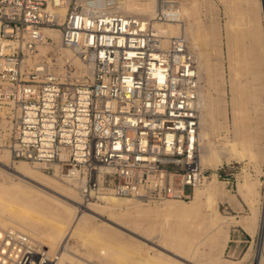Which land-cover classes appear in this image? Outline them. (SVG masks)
I'll use <instances>...</instances> for the list:
<instances>
[{
    "label": "built area",
    "instance_id": "2783aa9c",
    "mask_svg": "<svg viewBox=\"0 0 264 264\" xmlns=\"http://www.w3.org/2000/svg\"><path fill=\"white\" fill-rule=\"evenodd\" d=\"M120 1L0 0V152L74 184L83 204L188 198L207 178L198 161L204 80L184 33L165 44L155 28L180 21V0H156L153 17L121 12ZM63 49L90 72L60 61ZM58 257L0 228V264Z\"/></svg>",
    "mask_w": 264,
    "mask_h": 264
},
{
    "label": "bare ground",
    "instance_id": "6f19581e",
    "mask_svg": "<svg viewBox=\"0 0 264 264\" xmlns=\"http://www.w3.org/2000/svg\"><path fill=\"white\" fill-rule=\"evenodd\" d=\"M219 1L225 5L229 15V20L226 23L227 55L230 68L235 73V79L232 80V95L227 103L230 105L234 137L225 135L222 140L212 141L211 135L218 107L212 100L207 102V93L203 92L202 88L199 94L198 154L201 167L213 163L221 164L233 158L249 157L259 161V156L264 151V149L262 151V144L259 141L263 131L261 118L264 119V69L261 66V56H264V0ZM257 5L262 11V20L259 21H256L252 16ZM118 9L128 14L153 17L158 10V3L156 0H121ZM194 9L195 4L186 7L180 2V21H156L155 28L166 36L165 44L169 41L168 37L184 33L189 47L197 56L198 69L203 78V69L205 70L206 63L201 52L198 51L201 38L197 29L198 22H191ZM65 10L61 9L62 13ZM46 32L55 35L56 40L59 41L58 30L47 29ZM46 50V47L41 48L42 53H45ZM63 54L64 57H61L60 61H63L64 58L72 60L77 66L79 75L90 72L89 68L72 51L63 49ZM244 75L247 76L246 80L241 78ZM262 86L263 91L260 92ZM225 112L227 117V110ZM225 121L227 122L228 119ZM11 175L15 177L13 178ZM213 177V182H215V174ZM213 182L206 187L205 210L212 213L211 223L215 230L210 235V239L215 246L221 238L226 241L229 239L230 226L223 223L224 219L221 220L223 215L217 210V192ZM69 184L75 188L63 184L51 174L40 171L38 167L26 160L14 161L10 152L3 150L0 154V228L19 229L50 251L57 250L59 257L56 264H85L72 256L73 246L68 245L69 243L65 244L63 241L66 235L65 231L74 222L72 236L82 237L83 245L86 248L97 250L108 258V264H181L179 258L193 263L192 258L202 249L204 238L197 239L192 232H186L182 237H179V232L174 228L175 225L180 224L179 221L188 217L195 208L200 206L204 192L199 191L197 187L193 191L192 205H188L185 200L179 202L176 199H166L161 201L157 207L146 205L143 207V203H133L132 198L116 195L101 196L100 199H104V203L93 201L81 204L77 200V194L80 195L78 189L74 184ZM257 185L258 181L248 182L246 180L240 191L246 193L245 188L251 190ZM123 204L130 206L133 210L118 211ZM60 215L64 216V220L58 222L56 219ZM160 215L162 217L158 218ZM98 217L102 218V222L93 223V220ZM172 218L175 219L174 223L170 222ZM254 219L255 217L246 219L247 221L243 219L244 227L250 228ZM129 233L137 234L144 240L132 237L135 240L132 245L130 240L125 241L126 238H123L125 234ZM151 237L154 238L151 240ZM147 241L160 246L162 251L155 255H151V252H136V249L138 251L139 248L136 246L148 244ZM134 245L135 250L133 249ZM140 246L142 247V245ZM165 251L172 252L175 257H171ZM259 257L258 262H261L263 256ZM208 258L212 259V256L209 255Z\"/></svg>",
    "mask_w": 264,
    "mask_h": 264
},
{
    "label": "rangeland",
    "instance_id": "374dc122",
    "mask_svg": "<svg viewBox=\"0 0 264 264\" xmlns=\"http://www.w3.org/2000/svg\"><path fill=\"white\" fill-rule=\"evenodd\" d=\"M180 2H182L183 5L186 7L195 4V9L193 10L194 14L192 16L191 22L194 21L198 22V28H197L198 34L201 35V38L199 39L200 48L198 49V51L201 52V55L202 57H204L203 59H205L204 61L206 63L205 70L203 69L204 71L203 92L207 93L206 95L208 101L207 100L206 101L209 103V101L212 100L218 107V111L215 114V124L213 125L214 128L212 130V135H211L212 141L215 142L218 140H222L225 135H229V137L233 138L234 127H233L232 116L230 113V105L227 102H229V100L231 99V95H232L231 83L232 80L235 79V75H234L235 73L230 68L229 58L227 55L228 44H227L226 23L229 20V15L227 14L226 7L219 0H182V1L180 0ZM254 11L255 12L252 13L254 19L256 21L262 20L261 19L262 11L259 10L258 5ZM261 58H262L261 66L264 69V56H261ZM241 78L243 80H246L247 76L244 75ZM262 91H263V86L260 89V92ZM225 110H227V117L225 115L226 114ZM225 119H228V121L226 122ZM263 120L264 119L261 118L262 121L261 128L263 129V131L261 133L262 136L260 135L259 138V141L261 142L260 144H262L261 145L262 151L264 149ZM263 153L262 155L259 156L260 162L258 161V159L257 160L250 159L249 157H246L247 159L233 158L228 162L224 161L221 164L213 163L211 165L208 166L206 165L202 167L204 168L203 175L207 176V178L205 180H202L200 184H197L195 187H197L199 191L204 192V194H202L203 200L201 201L200 206L194 209V212L192 214H190L186 218H183L182 221H179L180 224L175 225L174 228L177 232H179V237H182L184 234H186V232H192L195 235V237H197V239L204 238V241L202 242L203 243L201 247L202 249H200L198 253L192 258L193 263H190L188 261L186 262V260L179 258L181 264L184 263L185 264H194V263L222 264L223 262H224L223 264L225 263L226 264H264V226H263L264 225V156H263L264 154ZM0 154H2V151L0 152ZM40 171L44 172L41 169ZM214 174L216 177L215 182H213ZM11 177L14 178L15 176L11 175ZM245 178L248 182L258 181V185L256 188H253L251 190L245 188V192L247 194L242 193L240 191L241 186L246 182ZM57 179L65 185L74 187L73 185L59 178ZM211 182H213L214 188L217 192L216 207L217 210L223 215L221 216L222 217L221 220L224 219L223 223L228 224L230 226L229 239L226 241L224 240V238H221V240L222 239L223 240L222 241L219 240V243L217 242L215 246H213V242L210 239V235H212L213 231L215 230V228L211 223L212 213L207 212L205 210L206 209L205 191L207 189L206 187ZM175 184L176 186L180 185L178 178L176 179ZM195 187L191 189L190 187L186 188L187 193L190 194V197L188 198L166 197L156 202H147L144 200L139 201V199L135 200L134 198H132V202L143 203V207L146 206L157 207V205L163 200L176 199L179 202L185 200L186 202H188V205H192L191 200L193 197L192 195H193V191L195 190ZM77 200L79 201V203L83 204L81 196L79 194H77ZM94 201H98L100 203L105 202L104 199L94 200ZM131 210H133V208L131 209L130 206L125 204L121 205V208L118 209V211L121 212H127ZM161 217L162 216L160 215L158 218ZM251 217H255L253 225L250 228L244 227L243 219L247 221L246 219H250ZM56 220L58 222H61L64 220V216L60 215L57 217ZM101 222H102L101 217H98L93 220V223L95 224ZM170 222L174 223L175 219L172 218ZM74 224H72L73 226L70 225L67 228V230L65 231L66 235L63 240L65 244L69 243L68 245L73 246L74 250L73 252H71L72 256L76 259H79L85 264H93V263L108 264L109 263L108 258L101 255L97 250L90 249L89 247H87L88 248L87 249L86 246L83 245L84 241H82L83 240L82 237L77 238L72 236V232L75 227ZM124 237L126 238L125 241L130 240L129 242L132 245L135 243V240L132 237H135L140 240H144V238L133 233L125 234L123 238ZM153 238L154 237H151V240ZM147 243L148 244H139V246H136V248L139 247L138 251L135 248V245L133 249L134 250L136 249V252H141V253L151 252L150 253L151 255L158 254L160 253V251H162V248L160 246L155 245L151 241H147ZM140 245H142V247ZM142 248L143 250L141 251ZM165 252L169 254L171 257H175L172 252H168V251ZM209 255H211L212 259H214L215 261L209 259L208 258ZM260 255L263 256V260H261V262H258V257Z\"/></svg>",
    "mask_w": 264,
    "mask_h": 264
}]
</instances>
